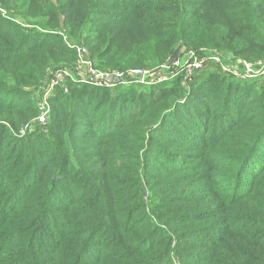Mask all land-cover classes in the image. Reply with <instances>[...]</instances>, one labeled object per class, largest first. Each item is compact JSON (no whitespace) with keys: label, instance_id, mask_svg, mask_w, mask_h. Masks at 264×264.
<instances>
[{"label":"trees","instance_id":"trees-1","mask_svg":"<svg viewBox=\"0 0 264 264\" xmlns=\"http://www.w3.org/2000/svg\"><path fill=\"white\" fill-rule=\"evenodd\" d=\"M57 33L99 70L181 46L254 64L264 0H0V264H264V76L68 83L18 135L46 70L75 61Z\"/></svg>","mask_w":264,"mask_h":264},{"label":"built area","instance_id":"built-area-1","mask_svg":"<svg viewBox=\"0 0 264 264\" xmlns=\"http://www.w3.org/2000/svg\"><path fill=\"white\" fill-rule=\"evenodd\" d=\"M63 39L66 46L74 51L75 61L71 66L49 68L46 76L40 81L37 90L38 96L34 99L36 115L34 118L23 124L20 128V135L30 132L32 127L44 126L50 115V102L58 94L68 93V83H87L97 88L113 89L116 87L129 86H153L161 85L172 81L178 76L182 77L184 83L192 81L194 74L206 66H215L222 74L228 75L237 80L252 79L256 76H264V62H256L249 65L257 67L256 71H249L244 62L241 66L244 73H238L233 67H227L222 58L212 52L201 55L193 50L176 53L159 67L153 69L132 68L123 71L99 70L87 57V50L83 45H69L66 37L57 33ZM240 65V64H239ZM242 80V81H243Z\"/></svg>","mask_w":264,"mask_h":264},{"label":"rangeland","instance_id":"rangeland-1","mask_svg":"<svg viewBox=\"0 0 264 264\" xmlns=\"http://www.w3.org/2000/svg\"><path fill=\"white\" fill-rule=\"evenodd\" d=\"M15 20V19H14ZM20 22V21H19ZM21 23V25H22V22H20ZM19 23V24H20ZM24 25H25V23L23 22V27H24ZM38 27V26H37ZM43 32V31H42ZM85 32H87L88 33V29L85 31ZM126 35H128V36H130V31H128L127 33H126ZM59 37V36H58ZM60 38V37H59ZM61 40H62V38H61ZM79 40H73V41H69L68 39H66V42L69 44V45H80V42H78ZM83 41V40H82ZM84 42V41H83ZM65 44V43H64ZM87 50V49H86ZM178 51V53H182V52H185V51H187L184 47H179V50H177ZM74 52V51H73ZM212 52H215L216 54H218L221 58H223L224 56H221L220 55V53L219 52H217V51H214V50H212V51H201V52H198L199 54H201V55H207V54H211ZM76 57V56H75ZM87 57L89 58V53H88V51H87ZM226 59V58H225ZM223 60V63L227 66V67H233V68H235V69H237L236 71L239 73H244V69H243V67L241 66V61L242 60H240V59H231V62H229V63H227V61H225L224 59H222ZM91 61V60H90ZM72 59H70V58H62L60 61H59V63H57L55 66H54V68H56V67H63V66H71L72 64ZM245 64H247V65H244V66H248V70L249 71H256L258 68L257 67H251V66H249V65H254V64H251V63H247V62H244ZM259 63H260V61H259ZM240 64V65H239ZM212 67V68H211ZM52 68V67H51ZM216 67L215 66H213V65H209V67H207V69H205V70H209L208 72H211V71H214V69H215ZM130 69H132V68H130ZM225 75V74H224ZM45 76H46V72L44 73V76H43V78H45ZM228 76V75H227ZM257 77V76H256ZM42 78V79H43ZM243 80V79H242ZM195 81V80H194ZM194 81L192 80L191 82H189V83H185L187 86H190V85H192L193 83H194ZM39 86H40V83L38 84V86L34 89L33 88V90H32V93H31V99H32V103H34V99H35V97H37L38 96V92H37V90H38V88H39ZM39 128L40 129H42L41 128V126H39ZM37 128L36 127H32V129L30 130V131H35ZM19 130L20 129H18V131H17V134L18 135H20V133H19ZM43 130H44V128H43Z\"/></svg>","mask_w":264,"mask_h":264},{"label":"bare ground","instance_id":"bare-ground-1","mask_svg":"<svg viewBox=\"0 0 264 264\" xmlns=\"http://www.w3.org/2000/svg\"><path fill=\"white\" fill-rule=\"evenodd\" d=\"M253 79V78H252Z\"/></svg>","mask_w":264,"mask_h":264}]
</instances>
